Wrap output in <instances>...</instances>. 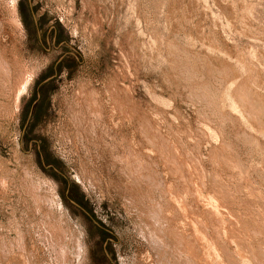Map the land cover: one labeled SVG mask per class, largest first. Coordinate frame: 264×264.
Wrapping results in <instances>:
<instances>
[{
	"label": "rangeland",
	"instance_id": "1",
	"mask_svg": "<svg viewBox=\"0 0 264 264\" xmlns=\"http://www.w3.org/2000/svg\"><path fill=\"white\" fill-rule=\"evenodd\" d=\"M0 264H264V0H0Z\"/></svg>",
	"mask_w": 264,
	"mask_h": 264
},
{
	"label": "flooded vegetation",
	"instance_id": "2",
	"mask_svg": "<svg viewBox=\"0 0 264 264\" xmlns=\"http://www.w3.org/2000/svg\"><path fill=\"white\" fill-rule=\"evenodd\" d=\"M56 32H55V36H54V41L57 40V36L59 35V32L57 31V29L55 28ZM66 55L60 56L56 61H51L48 62L43 70H40V72L36 75L35 78V82L37 83L36 86V90L35 93L37 94V100L36 103L42 98L43 96V85H45V83L54 80L56 78L61 77V71L63 70L62 67L66 66L67 68L71 67V65L68 63L63 65V61ZM51 73V74H49ZM35 103V104H36ZM32 130H31V126H27L23 132V138H31V134ZM34 140V139H33ZM32 140V141H33ZM35 141V140H34ZM33 141V142H34ZM30 145H32V142L30 143ZM36 150L37 152H39V155L42 154L43 157L45 158V160H48L49 157V152H48V148L45 146L44 142H42L41 140H39L38 144L36 145ZM49 165L51 167H54L53 164L49 163Z\"/></svg>",
	"mask_w": 264,
	"mask_h": 264
},
{
	"label": "bare ground",
	"instance_id": "3",
	"mask_svg": "<svg viewBox=\"0 0 264 264\" xmlns=\"http://www.w3.org/2000/svg\"><path fill=\"white\" fill-rule=\"evenodd\" d=\"M243 25V24H242ZM26 81V80H25ZM20 85V84H19ZM22 87V86H21Z\"/></svg>",
	"mask_w": 264,
	"mask_h": 264
}]
</instances>
